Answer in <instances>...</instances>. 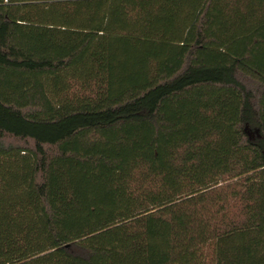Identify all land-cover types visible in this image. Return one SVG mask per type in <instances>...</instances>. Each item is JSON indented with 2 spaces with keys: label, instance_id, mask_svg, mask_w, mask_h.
<instances>
[{
  "label": "trees",
  "instance_id": "trees-1",
  "mask_svg": "<svg viewBox=\"0 0 264 264\" xmlns=\"http://www.w3.org/2000/svg\"><path fill=\"white\" fill-rule=\"evenodd\" d=\"M0 264H264V0H0Z\"/></svg>",
  "mask_w": 264,
  "mask_h": 264
}]
</instances>
